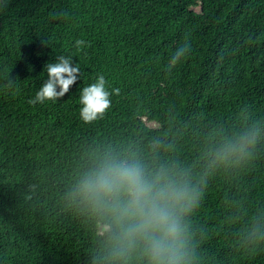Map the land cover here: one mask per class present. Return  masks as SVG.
I'll use <instances>...</instances> for the list:
<instances>
[{"label":"trees","instance_id":"1","mask_svg":"<svg viewBox=\"0 0 264 264\" xmlns=\"http://www.w3.org/2000/svg\"><path fill=\"white\" fill-rule=\"evenodd\" d=\"M0 0V264H95L104 225L67 193L93 149L135 148L187 170L201 190L187 217L195 264H264V135L253 158L210 169L217 133L264 124V0ZM82 39L86 46L77 48ZM190 53L171 73L176 48ZM81 75L58 101H29L45 65ZM45 68V69H44ZM104 75L111 108L80 118ZM10 77L14 80H11ZM59 91V86L57 87Z\"/></svg>","mask_w":264,"mask_h":264},{"label":"clouds","instance_id":"2","mask_svg":"<svg viewBox=\"0 0 264 264\" xmlns=\"http://www.w3.org/2000/svg\"><path fill=\"white\" fill-rule=\"evenodd\" d=\"M75 45L85 47L86 41L78 39ZM190 50L187 41L177 47L167 71L171 73ZM72 57L61 55L55 63L45 65L47 79L30 103L58 101L69 91L81 75ZM106 84L104 75H99L82 88L83 122L102 120L111 108L110 97L119 95V89L110 92ZM262 135L264 124L260 121L230 133H217L207 152L209 168L227 169L249 162ZM158 147L159 142L151 146V157L135 148L93 149L74 177L68 200L104 225L95 264H195L187 217L198 206L201 190L187 170L175 163L157 162L154 154ZM246 240L253 245L264 240V226L253 224Z\"/></svg>","mask_w":264,"mask_h":264}]
</instances>
